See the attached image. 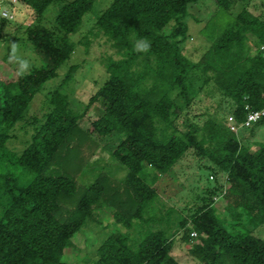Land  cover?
<instances>
[{
    "label": "trees",
    "instance_id": "1",
    "mask_svg": "<svg viewBox=\"0 0 264 264\" xmlns=\"http://www.w3.org/2000/svg\"><path fill=\"white\" fill-rule=\"evenodd\" d=\"M93 1L11 4L13 13L22 9L27 19L24 39L42 64L23 75L0 74V264H69L63 254L73 247L72 236L101 208L109 209L112 224L124 231L107 233L88 264H178L171 255L178 232L182 243L195 233L188 254L199 264H264V241L251 234L264 223V142L250 150L215 117L201 126L189 123L182 131L175 125L181 111L177 102H189L186 81L197 75L231 101L235 122L261 108L264 52L258 48L264 46V22L246 9L221 29L212 27L204 37L208 47L193 62L181 46L188 38V8L201 0H112L84 36L86 40L100 34L117 55L102 60L107 75L103 84L76 112L60 91L74 70L69 67L62 82L45 96L48 109L23 149L7 147L33 97L68 60L74 48L69 36ZM210 1L215 10L201 34L214 17H231L230 0ZM52 3L59 5L53 24L46 27L42 14ZM140 40L150 42L148 51L136 50ZM95 103L101 115L89 128L80 129L78 120ZM254 125L264 128V117ZM111 134L120 137L111 157L126 170L124 179L116 183L99 173L77 192L73 174L80 167L68 163L72 152L59 159L60 151L73 139ZM189 149L225 174L226 215L209 200L169 232V211L164 218L155 207L153 185ZM60 205L67 206L63 216L58 215Z\"/></svg>",
    "mask_w": 264,
    "mask_h": 264
},
{
    "label": "rangeland",
    "instance_id": "2",
    "mask_svg": "<svg viewBox=\"0 0 264 264\" xmlns=\"http://www.w3.org/2000/svg\"><path fill=\"white\" fill-rule=\"evenodd\" d=\"M111 2L112 0H94L90 11L82 17L77 31L69 36L74 44L72 53L68 60L57 69V76L47 80L41 86L26 109L23 119L14 126L10 139L6 143L10 150L20 152L23 149L32 129L38 125L42 115L48 109L45 96L62 82L69 67H74V70L60 91L67 96L70 107L74 111L81 112L88 98L103 84L107 75L101 64L102 60L106 57L116 58L117 55L100 34L87 36L86 40L84 36L93 26L100 12L106 9ZM230 2L228 12L231 17L222 15L214 17L205 28V33L202 34L200 30L214 13V4L210 0H201L198 4L188 8L190 15L187 18L188 38L181 46L185 57L193 62L198 60L209 45L204 37L210 33L212 27L221 29L241 9H246L264 22V0H230ZM1 3L10 12L12 18L8 22L0 21V74L12 77L19 74V64L11 54L13 44L17 46L16 55L29 61L30 67H38L42 61L24 39L23 27L27 19L22 9L13 13L11 10L13 0H1ZM58 5L52 3L45 8L42 14L44 26L49 27L53 24ZM185 87L189 102L187 106L177 102L181 107L175 120L178 130H184L189 123L201 126L208 117L221 119L226 124L227 117L230 116L233 108L232 103L221 96L212 83H202V77L197 75L186 81ZM101 112L102 109L98 103L91 104L85 115L78 120L79 128L82 130L89 128V122L101 115ZM234 135L239 143L250 150H255L258 143L264 142V128L261 126L254 125L247 129H239ZM119 139L120 137L116 134L105 137L93 135L90 140L80 142L73 139L67 144V149L60 151L59 159L69 157L73 153V157H67L68 163L80 167L79 171L73 174L77 192L86 188L99 173H104L116 183L122 182L126 170L111 157V152ZM210 166L206 160L197 157L189 149L169 171L160 175L154 183L153 187L158 197L155 207L164 218L167 216L166 212L169 211V232L176 228L179 220L191 216L197 208L205 205L209 200L212 201L213 207L219 214L226 215L225 201L222 198L223 190L227 187L225 174L217 172L214 167L210 168ZM211 190H215L213 195L208 193ZM66 208L67 206L60 205L58 215L63 216ZM92 218L72 236L73 247L66 249L63 254V260L67 263H90L95 258L96 247L107 233L115 229L124 231L120 225L112 224L111 213L107 208L94 210ZM251 234L264 241V223L253 229ZM179 237L180 232L174 235L171 255L178 264H199L188 254L195 237H190L188 243H182Z\"/></svg>",
    "mask_w": 264,
    "mask_h": 264
},
{
    "label": "built area",
    "instance_id": "3",
    "mask_svg": "<svg viewBox=\"0 0 264 264\" xmlns=\"http://www.w3.org/2000/svg\"><path fill=\"white\" fill-rule=\"evenodd\" d=\"M14 1V0H13ZM0 18L10 20L12 18L9 11H7L0 0ZM260 51L264 52V46H259ZM262 106L258 110L249 111L246 113L244 120L241 122H235L230 115L227 117L226 125L230 132L236 134L239 129H247L254 125L260 118L264 117V94L261 95ZM190 237H195L194 232H190Z\"/></svg>",
    "mask_w": 264,
    "mask_h": 264
},
{
    "label": "clouds",
    "instance_id": "4",
    "mask_svg": "<svg viewBox=\"0 0 264 264\" xmlns=\"http://www.w3.org/2000/svg\"><path fill=\"white\" fill-rule=\"evenodd\" d=\"M150 48V42L147 40H140L136 44V50L141 52H146ZM17 46L15 44L12 45V56L15 58L17 63L19 64L18 72L20 75H23L30 71L29 61L22 59L16 55Z\"/></svg>",
    "mask_w": 264,
    "mask_h": 264
}]
</instances>
